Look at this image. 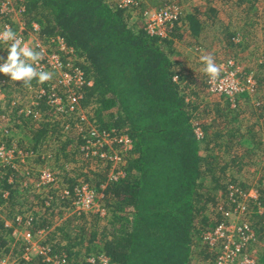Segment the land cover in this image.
<instances>
[{
    "label": "trees",
    "instance_id": "16d2710c",
    "mask_svg": "<svg viewBox=\"0 0 264 264\" xmlns=\"http://www.w3.org/2000/svg\"><path fill=\"white\" fill-rule=\"evenodd\" d=\"M257 1L238 0L240 5L247 2L251 6ZM24 5L28 27L38 24L36 36L48 51H57L54 48L59 46L60 39L74 51L76 64L83 70L85 79L81 104L84 110L90 109L93 113L90 120L101 130L116 129L127 134L133 142L129 151H121L124 160L121 168L126 175L118 181L109 182L106 167H98L99 157L84 163L74 175L66 166L75 154H70L69 150L73 141L64 137L63 127L52 120L53 114L43 102L41 110L34 109L41 112L42 120L35 122L33 116L19 119L24 122L23 128L29 130L28 147L35 152L44 151L50 136L58 143V151L54 148L57 165L49 168L59 178V187L48 191L52 197L49 199L45 192L36 193L35 178L28 188H13L6 177L0 178V188L10 191L6 199L9 208L18 205V212L28 211L18 203L23 194L35 198L30 202L32 205L33 201L39 200L44 205L49 200L50 206L43 212L49 219L35 213V228L48 229L50 225L56 228L54 232L49 231L43 244L47 243L50 255L57 257L61 264H90L92 258L91 264H101V255L108 258L109 264H192L194 254L204 253L209 257L206 261L215 264L217 249L213 251L204 240L223 220V213L215 207L221 199V205L228 200L231 184L245 191L255 187L260 193L259 202L264 199V179L260 185L252 187L235 178L223 182L228 168L224 157L230 154L232 146L237 149L233 162L243 161V158L252 162L251 156L245 154H259L253 144L252 135H255L243 115L246 109L240 104L242 96L248 94L239 98L236 109L230 108L225 98H222L224 103H215L211 111L208 106L205 112L211 116V130L206 123H196L200 105L185 85L196 80L183 75L172 55L176 41L183 40L186 33L193 37L201 35L202 13H188L187 22L183 17L182 25H175L168 31L167 38H161L145 30L147 7L139 0L126 7L121 6L119 0H24ZM135 11H138L137 20ZM215 13L216 10L210 8V16ZM175 76L179 80H174ZM0 77L11 81L5 75ZM256 84L250 100L256 99L264 77L257 79ZM16 90L12 84L7 86L6 110L0 108V115L8 111L12 99L17 98ZM214 123L220 126L215 128ZM197 128L202 137H198ZM18 134L15 133V137ZM19 144L27 146L24 142L19 141ZM60 154L64 163L60 161ZM238 164L241 170L243 164ZM81 177L89 182L97 198L104 193L99 201L104 204V215L100 211L73 213L74 190ZM105 183L107 187L102 189ZM60 189L68 190L72 196L57 197ZM5 202L0 194V204ZM55 207L60 208L59 219L65 218L60 225H52L54 210L50 212V209ZM9 210L12 211L3 214L12 218L14 210ZM249 223L256 237L246 245V253L255 259V264H264V248L259 249L258 255L253 250L260 241V234L264 237V211L261 215L252 214ZM13 240L12 231L6 230L4 221L0 220V257L10 250L17 257L21 255L19 247L12 249ZM22 263L55 264L41 255Z\"/></svg>",
    "mask_w": 264,
    "mask_h": 264
},
{
    "label": "built area",
    "instance_id": "2783aa9c",
    "mask_svg": "<svg viewBox=\"0 0 264 264\" xmlns=\"http://www.w3.org/2000/svg\"><path fill=\"white\" fill-rule=\"evenodd\" d=\"M134 2L135 0H119L123 7L132 5ZM25 11L24 0H0V31L3 30L4 25H10L12 30L22 37L30 47L35 51H42L43 59L40 61V66L45 71L53 72L54 76L51 81L43 85L37 82L33 84L34 80L31 89L23 87L22 82L11 83V81L0 77L1 109L6 110L7 86L12 84L17 89L15 91L17 98H13L9 110L0 115V178L6 177L8 184L13 185V188H28L33 184L35 178L37 180L33 187L37 194H43L45 189L52 190L59 187V178L53 175L51 168L44 166L41 169H35V160L41 156V159L44 160L46 156L39 155L28 146H20L19 139L15 137V133L19 132L18 126L23 127L24 125V122L19 119L20 117L27 119L33 116L35 122L42 120L43 117L39 110H41L42 103L45 102L53 114V120H59L58 122L63 127L61 132L64 137L67 138V135L74 134V140H76L80 152L76 160H86L84 162L86 164L99 157L97 159L98 167L99 169L106 167L109 182L118 181L126 175L121 168L124 164L121 151L126 152L132 148L131 137L116 129L101 130L94 125L90 120L93 113L84 110L81 104L84 98L85 79L83 70L76 64L77 57L74 55V51L66 46L63 39H60L59 46L54 48L57 51H48L47 46L36 36L39 31L38 24L32 23V27H28L24 18ZM185 16L177 4H168L160 10L145 11V30L150 35L167 38L168 31L175 25H182V19ZM233 40H236L235 37ZM7 47V44L0 42V57H3L4 60L8 56ZM60 52L65 55L62 56ZM2 62L0 61V63ZM219 64L224 66L221 78L216 85H210L207 76L205 79L207 90L214 95L225 97L233 107H236L238 98L243 94L251 96L255 93L256 80L251 76L246 81H241L232 58H227ZM0 75L4 74L0 73ZM36 108L39 110H34ZM196 133L198 137L203 136L198 128ZM85 172L88 173V168L85 169ZM79 183L74 190V212L79 214L82 211H100L104 215L105 210L98 202L102 195L97 198V194L85 177H81ZM106 187L107 183L102 185V189H106ZM229 189L232 190V193L228 200H225L221 205L223 200L221 199L215 207V210L223 213V220L221 219L222 221L213 232L205 235L204 240L208 241L213 251H215L214 248L217 249L218 256L215 264H255L246 253V245L256 237V233L249 223L250 216L254 213L261 215L264 211V205L257 202L260 193L255 187L245 191L239 190L234 184H231ZM0 194L6 201L0 204V220L4 221L6 230L12 231L14 239L12 247L21 249V255L17 257V260L13 259L14 256L11 257L12 254H5L0 257V261L7 260V264H24L22 261H30L33 257L41 255L45 257L46 261L61 264L57 257L50 255L47 243L37 242V240L46 241L50 229L35 228L37 219L33 216L35 212L30 213L29 210L14 211L12 218L5 217L3 213L9 208L7 200L10 191L0 189ZM56 194L59 198L72 196L66 189H60ZM46 196L52 199L49 193ZM252 200L256 204H253ZM49 206V200H46L44 205L42 204V212H38L40 218L43 215L49 218L48 214H43L46 207ZM217 245L219 247H216ZM105 259L109 264L108 258L105 257ZM91 261L94 262V259Z\"/></svg>",
    "mask_w": 264,
    "mask_h": 264
},
{
    "label": "rangeland",
    "instance_id": "374dc122",
    "mask_svg": "<svg viewBox=\"0 0 264 264\" xmlns=\"http://www.w3.org/2000/svg\"><path fill=\"white\" fill-rule=\"evenodd\" d=\"M109 1L113 2V0ZM139 2H142L144 5H146L147 8L145 11L152 9L160 10L168 4H177L181 7L183 15L196 11H200L202 13L200 15L203 19L204 27L201 35L199 37L187 35L183 38V40L176 41L175 52L172 55V58L179 62V69L182 70L183 75L186 77H192V79L196 80V85L192 86V89H195V92L200 89V95L197 98L200 108L196 123H203L204 125L206 123L208 126H210L212 124L211 116L207 115L205 109L208 106L209 110L212 109L214 104L219 101L216 96H211L214 94L207 90L205 84L207 75L204 73V65L200 61V56L202 54H211L215 58L217 64L223 62V60L227 58L234 59L238 76L240 79L242 77H246L245 81L251 76L254 80L262 79L264 77V0H258L254 6H251L247 2L240 5L238 0H139ZM210 8H214L216 10V13L212 16H210ZM137 14L138 11H135L134 17H136ZM137 19L138 18L136 17L135 20ZM234 37L236 40H233ZM229 41H232V44H229ZM196 48H199L200 50L196 51ZM258 88L259 90L256 93L255 101H260V106H257L253 100L248 101L247 99L243 98L241 99L240 104L242 108L246 109L243 115L245 121H247V127H250V132L255 135L254 137L252 135L253 144L255 147H258L257 151L259 154H245L246 156L248 155V157L251 156L249 158L252 162H250V160L247 158H243V161L233 162L232 157L235 156L237 149L235 146H232L231 149H229L230 154L224 157L225 162L228 163V168L226 171V176L224 177L223 175V182L229 179L234 180L235 178L237 182L243 183L244 185H250V187H252L254 185H260L264 179V85H262L261 89L260 87ZM14 95H16V92ZM239 98L238 103L240 100ZM88 112L91 113L90 109ZM44 120L45 118L43 121ZM53 121L58 122L59 120ZM36 125L34 126V129H36ZM211 126L209 130L212 129ZM213 126L217 128L220 125L218 123H214ZM18 131L19 134L17 137L19 141L22 143L24 142V144L29 146L31 139L29 130L26 127H22ZM67 136L73 141L69 148V150H71L70 154H75L74 157H70L73 159V161L67 162L66 166L67 169L71 170L72 174L75 175L79 171V168L84 166V162H86V160L74 159L78 157L76 154L78 153V151H76L78 144L76 140H74V134H69ZM48 140L49 141L45 143L44 151H38L39 155H43L44 153L46 158L44 160L41 159L42 156L38 158L40 161H37L35 169H40L44 166H47L48 168L54 166L55 168L57 165V163L54 161L56 155L54 148H56L58 151V143L53 141L51 136L48 138ZM258 144L261 146L259 147ZM239 146L244 148L242 145ZM229 150H227V152ZM60 161L62 163L65 161V159L62 158V154H60ZM238 163L243 164V168L241 170L238 169ZM220 165L223 166L226 164ZM48 191L49 190L47 189L43 190V192L47 193L45 195H48ZM33 199L35 198L30 196V194L25 196L23 194L20 198V201L18 200V203L21 202V204H23L21 208L29 209L30 213L35 212L38 214V212H42V205L40 204L39 200L33 201V205L30 204ZM9 209H13L17 212L18 205L13 206V208L10 207ZM9 209L8 211H12ZM59 210L60 208L56 207L54 209H50V212L52 211L54 213L52 225H60L65 219H59ZM57 219L58 221L56 222ZM41 221L43 222V217ZM49 229L50 232L56 231V228L51 225L49 226ZM5 237L10 241L9 237ZM37 242L42 243L43 241L37 240ZM201 245H203V243ZM11 254L12 253L8 255ZM247 255L249 256L248 253ZM13 259L17 260V255H15ZM252 259V261L256 263L255 259ZM204 261L205 259L203 256H201V254L193 255L192 264H204Z\"/></svg>",
    "mask_w": 264,
    "mask_h": 264
},
{
    "label": "clouds",
    "instance_id": "9594fccd",
    "mask_svg": "<svg viewBox=\"0 0 264 264\" xmlns=\"http://www.w3.org/2000/svg\"><path fill=\"white\" fill-rule=\"evenodd\" d=\"M0 42L8 45L7 59L0 57V73L10 77L13 82H22V86L28 89L32 88V82L35 80L38 84H45L53 79V72L45 71L40 66L43 59L42 51H35L28 43L24 42L14 32L10 25H4L0 31ZM200 61L203 63L204 73L209 78L210 85H216L221 78L223 65L217 64L215 58L211 54H202ZM179 80V77H173ZM94 259V258H92ZM101 264H107V260L102 255L100 257ZM0 264H7V260L0 261ZM91 264V260H90Z\"/></svg>",
    "mask_w": 264,
    "mask_h": 264
},
{
    "label": "crops",
    "instance_id": "0c3cea01",
    "mask_svg": "<svg viewBox=\"0 0 264 264\" xmlns=\"http://www.w3.org/2000/svg\"><path fill=\"white\" fill-rule=\"evenodd\" d=\"M188 14H186V16H187ZM185 16V17H186ZM184 17V21H185V19H187V18H185ZM185 22H187V21H185ZM187 35H190V34H188V33H186V35L185 36H187ZM176 45V44H175ZM197 49V48H196ZM195 49V50H196ZM197 51V50H196ZM185 85H187V90H190L191 92H188L191 96H195V97H193V98H195L196 100H197V98L199 97V95H200V89L198 90V91H194L195 89H192V86H195L196 85V83H188V84H185ZM196 88V87H195ZM195 93V94H194ZM208 93V92H207ZM194 94V95H193ZM208 94H210V93H208ZM211 96H216L217 98H218V100L219 101H217V102H222L221 101V98H225V97H221V96H218V95H211ZM248 95H243L242 96V98L243 99H247L248 101H250V96H248ZM226 99V98H225ZM227 100V99H226ZM228 101V100H227ZM254 102H255V104H257V106H260V102H257V101H255V99L253 100ZM216 102V103H217ZM222 103H224V102H222ZM228 103L230 104V102L228 101ZM230 106V108H232V109H236V107H233L231 104L229 105ZM256 123V122H255ZM37 153V152H36ZM37 161H40V159H36L35 160V165H36V163H37ZM41 169V168H40ZM38 170V169H37ZM103 196H104V193L102 194V197H101V199L103 198ZM100 200H98V202H99ZM259 202H261L262 203V205H264V199H262V200H260ZM99 204L102 206V208H104V210H105V207H104V204H102V202H99ZM256 214V213H255ZM256 220H257V218H256ZM101 223H103V220H101ZM39 229V228H38ZM260 236H261V238H260V241H259V243L258 244H256L257 245V247H255L254 246V248H256V249H254L253 248V250L257 253V255H258V252L262 249L263 250V248H264V237H262V234H260ZM258 246H259V248H258ZM12 249H14V250H16L17 248H13L12 247ZM260 249V250H259ZM261 250V251H262ZM10 253H12V256H15V255H17L16 253L14 254L11 250L7 253V254H10ZM204 254H206V255H204ZM204 254H201L203 257H205V261L203 262L204 264H209V262L208 261H206V259L208 258L209 259V257H208V254L207 253H204ZM256 255V256H257ZM255 256V257H256ZM258 264V263H257Z\"/></svg>",
    "mask_w": 264,
    "mask_h": 264
},
{
    "label": "bare ground",
    "instance_id": "6f19581e",
    "mask_svg": "<svg viewBox=\"0 0 264 264\" xmlns=\"http://www.w3.org/2000/svg\"><path fill=\"white\" fill-rule=\"evenodd\" d=\"M248 97V96H247ZM243 101V100H242Z\"/></svg>",
    "mask_w": 264,
    "mask_h": 264
}]
</instances>
